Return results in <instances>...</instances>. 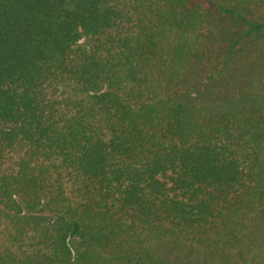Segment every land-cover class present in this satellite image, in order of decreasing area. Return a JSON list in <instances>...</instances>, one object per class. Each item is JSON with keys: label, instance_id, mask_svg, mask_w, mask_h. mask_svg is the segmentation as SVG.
Returning <instances> with one entry per match:
<instances>
[{"label": "trees", "instance_id": "1", "mask_svg": "<svg viewBox=\"0 0 264 264\" xmlns=\"http://www.w3.org/2000/svg\"><path fill=\"white\" fill-rule=\"evenodd\" d=\"M0 264H264V0H0Z\"/></svg>", "mask_w": 264, "mask_h": 264}, {"label": "rangeland", "instance_id": "2", "mask_svg": "<svg viewBox=\"0 0 264 264\" xmlns=\"http://www.w3.org/2000/svg\"><path fill=\"white\" fill-rule=\"evenodd\" d=\"M70 244L72 246L73 251L77 252L79 250V248L84 244V241H82L76 237H71Z\"/></svg>", "mask_w": 264, "mask_h": 264}]
</instances>
